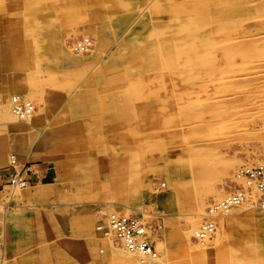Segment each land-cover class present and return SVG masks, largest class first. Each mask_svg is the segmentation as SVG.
I'll return each mask as SVG.
<instances>
[{"label":"rangeland","instance_id":"obj_1","mask_svg":"<svg viewBox=\"0 0 264 264\" xmlns=\"http://www.w3.org/2000/svg\"><path fill=\"white\" fill-rule=\"evenodd\" d=\"M80 1L0 0V102H13V96L23 95L30 82L39 83L45 93V100L40 101L41 103L39 100H33L36 111L43 109L39 110L38 114L34 112V117L37 115L39 118L36 128L19 119L9 122L6 127H0V132L4 130L0 133V145L6 148V156L0 159V231L5 232V250L7 249L5 259L2 256L4 250L0 252V264H117L112 261L111 254L115 250H121L123 245L117 239L109 241L97 229L99 220L107 215L106 211L111 207L124 210L121 213L128 211L130 215H137L145 220L149 229L148 237L157 248L159 258L163 260L157 264H264V209L256 206V203V207L245 205L247 207L237 208L231 215L220 219L219 233L205 244L195 241L192 235L191 239L195 245H191L187 240L189 235L183 231L188 218L194 213L193 205L196 199H204L207 207L206 204L214 201L209 190L223 189L222 193L225 195L230 185V176L239 167L247 163L264 165V0H235L236 3L230 4L232 13H226L227 9L220 0H180L187 3L188 12L191 14L188 16L181 15L178 7L180 8L182 3L178 0H171L172 4L168 0ZM189 7L194 8L189 11ZM73 8L77 13H74ZM196 8L202 10V16L197 17L199 20L195 15L199 12ZM245 9L247 13L249 11V15L253 11L251 16L244 12ZM217 10L218 12H215ZM49 11L53 12V15L49 14ZM236 11L242 12L239 13L240 16H236ZM230 14L235 15L237 20L242 17L243 21H234L235 18L232 19ZM201 18L204 22L211 19V23L207 22L209 29H203L205 32L194 38L197 33L192 31V27L195 23H202ZM222 19L228 21L224 22ZM240 22H243L242 27L239 26ZM224 23L228 24L227 27L221 28ZM218 27L224 34H216ZM112 29L114 32H110ZM211 29H214L215 33H209ZM226 29H229L228 33ZM40 34L41 36H38ZM154 34H157V37ZM246 35L252 38H247ZM84 37L91 38L94 44L91 51L80 54L72 47L78 39ZM155 37L157 40H154ZM201 37L205 45L201 40L198 53L189 49L183 51L181 62L185 65V70L182 66L183 70H179L181 74L168 66L171 65L166 61L169 59L163 57L167 48L164 47V42L171 40L175 45L183 46L189 42V48L192 40L202 39ZM59 38L61 39L58 40ZM39 40L44 43H39ZM251 42L260 51L257 52L254 48L256 52H253V47H249L252 46ZM242 48L248 51L241 52ZM210 49L213 55L209 53ZM227 49H231L228 51L230 54L226 53ZM250 49L253 54L249 52ZM62 50L64 53H61ZM98 50L101 52L98 53ZM153 50L156 52V63L159 61L157 71L160 70V78H153L156 73L150 71ZM186 52L189 56L185 55ZM35 53H39L38 56ZM204 53L208 56L203 55ZM234 54L237 61L234 59L232 62ZM244 54L248 55L247 60L244 59ZM190 55L192 58H198L197 61L201 59L202 63L198 62L200 67L194 66L195 58L192 59ZM229 55L232 56L231 59ZM43 56L47 58L44 59ZM37 57H42L40 62ZM202 57L207 63L205 61L203 64ZM245 60L248 63H244ZM186 62L189 64L186 65ZM190 63L194 65L191 66ZM202 64L203 69H200ZM187 66L189 71L186 70L189 69ZM106 67H111L112 71L109 72L110 69ZM194 67L198 71L194 70ZM104 68L108 69V73ZM204 69L207 70V74L204 71L205 75L202 73ZM246 70H249V73H245ZM121 71L124 73H120ZM121 74L122 77L119 78ZM202 76L204 80L201 79ZM105 77L118 80L112 83L113 80L109 82L110 79ZM56 123L59 126L55 125ZM67 126L72 129V134L62 142L61 134L65 136V133H61V129ZM89 133L91 136L87 135ZM136 134L148 141L147 145H144L145 155L140 158L130 155L128 151V148L135 144ZM24 143L25 148L22 146ZM100 144L101 146H98ZM12 156H15L17 164L21 165L16 167L18 170L25 166L27 168V178L31 182L27 189L17 190L9 183L7 176L12 170L9 167ZM101 157L111 161V164L107 165L111 171L102 173V170H99L100 177H96L93 167ZM165 157L168 160H164ZM257 158L259 160H256ZM230 160H234L239 166L233 162L231 165ZM182 162L185 164H181ZM228 170L229 173L226 174ZM144 178L152 181L153 190L157 195L168 192L172 193L171 198L159 202L137 203L133 196L137 189L142 188ZM42 187L45 190L42 191ZM204 212L205 210L202 213ZM27 218L31 220L28 219V222ZM87 223L89 230L86 229ZM215 240L221 241L216 243Z\"/></svg>","mask_w":264,"mask_h":264},{"label":"bare ground","instance_id":"obj_2","mask_svg":"<svg viewBox=\"0 0 264 264\" xmlns=\"http://www.w3.org/2000/svg\"><path fill=\"white\" fill-rule=\"evenodd\" d=\"M51 1V0H50ZM69 1V0H68ZM78 1H80V0H78ZM105 1V0H104ZM109 1V0H108ZM116 1H118V0H116ZM152 1V0H151ZM159 1V0H158ZM157 1V3H160V2H158ZM175 1H177V0H175ZM178 1H180V0H178ZM183 1V0H182ZM182 1H180V3H182V5H179L180 6V8L178 7V4L176 5L177 7H178V9H179V11H180V13H181V15H191V14H189V12H188V9H187V6H186V4L187 3H185V2H182ZM186 1V0H185ZM196 1V0H195ZM195 1H193V2H195ZM207 1V0H206ZM209 1V0H208ZM221 1V3H224V7L227 9V11H226V9H224L225 11H226V13L228 12V13H232L233 11H232V9H231V7H230V4L231 3H234L235 2V0H220ZM247 1V0H246ZM245 1V2H246ZM262 1V0H261ZM168 2H170L171 4H172V2H171V0H168ZM189 2V1H188ZM202 2V1H201ZM215 2H217L216 0H215ZM238 2H239V0H238ZM63 3V2H62ZM77 2H75V4H76ZM169 3V4H170ZM177 3V2H176ZM184 3H185V5H184ZM236 3V2H235ZM247 3V2H246ZM245 3V4H246ZM251 4H252V2H250ZM64 4H66V2L64 3ZM68 4V3H67ZM78 4V3H77ZM80 4H81V1H80ZM108 4H110V3H108ZM156 4V3H155ZM189 4V3H188ZM192 4V3H191ZM199 4H200V2H199ZM202 4V3H201ZM215 4V3H214ZM245 4H244V6H245ZM251 4H249V5H251ZM69 5V4H68ZM82 5V4H81ZM114 5V4H113ZM113 5H112V7H113ZM149 5V4H148ZM162 5H163V3H162ZM257 5H258V3H257ZM47 6H48V4H47ZM56 6V5H55ZM54 6V7H55ZM58 6V5H57ZM56 6V7H57ZM65 6V5H64ZM84 6L85 5H83V7L82 8H84ZM115 6V5H114ZM118 6V5H117ZM172 6V5H171ZM174 6H175V4H174ZM189 6V5H188ZM209 6H211V5H209ZM216 6H218V4H216L215 5V7ZM221 6V5H220ZM220 6H219V8H220ZM248 6V5H247ZM252 6V5H251ZM250 6V7H251ZM263 6V5H262ZM61 8H62V4H61V6H60ZM76 7H78V6H76ZM80 7V6H79ZM80 7V8H81ZM120 7V6H119ZM128 7V6H127ZM126 7V8H127ZM173 7V6H172ZM212 7V6H211ZM241 7V6H240ZM42 8V7H41ZM53 8V7H52ZM108 8L110 9V7L108 6ZM115 8V7H114ZM113 8V9H114ZM145 8V7H144ZM144 8L142 9V10H144ZM167 8V7H166ZM192 8V7H191ZM190 7H189V11H190V9H191ZM194 8V7H193ZM192 8V9H193ZM198 8V7H197ZM195 9V10H198V9ZM201 8V7H200ZM203 8H205V7H203ZM209 8L210 7H208V10H209ZM48 9V8H47ZM57 9V8H56ZM66 9V8H65ZM69 9V8H68ZM73 9H75V8H73ZM87 9V8H86ZM213 9V8H212ZM216 9H218V7H216ZM215 9V10H216ZM223 9H222V11H223ZM239 9V8H238ZM250 8H247V10H249ZM256 9H258V8H256ZM43 9H41V11H42ZM59 10V9H58ZM88 10V9H87ZM121 10V9H120ZM120 10H119V13H121L120 12ZM157 10H159V9H157ZM176 10V9H175ZM234 10V9H233ZM244 10V9H243ZM243 10H241V11H243ZM246 9H245V13L246 14H248V16H251V14L253 13V11H251L252 13H250V15H249V11H248V13L246 12L247 11ZM52 11V10H51ZM56 11V10H55ZM54 11V12H55ZM77 10L75 9L74 10V13L76 12ZM178 11V10H177ZM199 12H196V18L197 17H200V16H202V12H200V11H202V10H198ZM210 11V10H209ZM208 11V12H209ZM241 11H239V12H237V13H235V15L238 17V15H239V13L241 12ZM40 12V11H39ZM88 12V11H87ZM147 12V11H146ZM161 12V11H160ZM165 12V11H164ZM193 12V11H192ZM206 13V14H208L209 15V13ZM214 12V11H213ZM215 12H218V10L217 11H215ZM214 12V13H215ZM224 12V11H223ZM258 12V11H257ZM22 13V12H21ZM24 13V12H23ZM47 13V12H46ZM77 13V12H76ZM118 13V12H117ZM142 13V12H141ZM149 13V12H148ZM173 13V12H172ZM179 13V12H178ZM177 12H176V14H178ZM200 13H201V15H200ZM220 13V12H219ZM225 13V14H226ZM242 13V12H241ZM28 14V13H27ZM27 14H24L25 16H27ZM38 14V13H37ZM45 14V13H44ZM49 14H52L53 15V12L51 13L50 11H49ZM84 14V13H83ZM87 14H90V13H87ZM91 14H93V13H91ZM143 14V13H142ZM151 14V13H150ZM224 14V15H225ZM23 15V17H25ZM85 15V14H84ZM109 15V14H108ZM152 15V14H151ZM157 15V14H156ZM161 15V14H160ZM169 15H171V14H169ZM174 15H175V13H174ZM223 15V14H222ZM221 15V16H222ZM228 15V14H227ZM231 15V14H230ZM235 15L233 16V15H231L232 16V19H233V17L236 19H234V21H238L239 22V19L241 20V21H243V19H242V17L241 18H238V20H237V17H235ZM255 15V14H254ZM253 15V16H254ZM44 16V15H43ZM94 16V15H93ZM141 16V15H140ZM177 16V15H176ZM210 16H211V14H210ZM216 16H218V15H216ZM226 16V15H225ZM240 16V15H239ZM247 16V15H246ZM246 16H243V18L244 17H246ZM248 16H247V18H248ZM256 16V15H255ZM84 17V16H83ZM91 17H92V15H91ZM91 17H88V18H91ZM163 17V16H162ZM228 17V16H227ZM226 17V18H227ZM44 18V17H43ZM85 18V17H84ZM83 18V19H84ZM94 18V17H93ZM125 18V17H124ZM129 18V17H128ZM135 18V17H134ZM204 18V17H203ZM210 18V17H209ZM211 18H213V16L211 17ZM220 18V17H219ZM224 18V17H223ZM229 18H231V17H229ZM228 18V19H229ZM247 18H245V19H247ZM108 19V18H107ZM127 19V18H126ZM137 19V18H136ZM140 19V18H139ZM198 20H199V18H197ZM202 19V18H201ZM205 19H207V18H205ZM215 19H216V17H215ZM221 19V18H220ZM225 19V18H224ZM224 19H222L223 21H224ZM228 19H226L227 21H228ZM232 19H230V20H232ZM85 20V19H84ZM83 20V21H84ZM109 20V19H108ZM122 20V19H121ZM203 20V22L201 23V22H198V23H195V26L193 25V27H192V31H194L195 33H197L196 35L197 36H195L194 35V38H198V34L199 33H204L206 30H207V28L209 29V27H208V25H209V23H207V22H210V20L209 21H207V22H204V19H202ZM219 20V19H218ZM225 20V21H226ZM82 21V20H81ZM97 21H99V20H97ZM134 21V20H133ZM136 21V20H135ZM141 21V20H140ZM213 21V20H212ZM216 21V20H215ZM215 21H213L214 23H215ZM224 21V22H225ZM233 21V23H234V25H236L235 24V22ZM245 21V20H244ZM39 22V21H38ZM88 22V21H87ZM86 22V23H87ZM91 22V21H90ZM92 22H94V20L92 21ZM217 22V21H216ZM219 22H220V20H219ZM39 23H41V22H39ZM120 23V22H119ZM134 23V22H133ZM140 23V22H139ZM143 23V22H142ZM150 23V22H149ZM211 23V22H210ZM222 23V22H221ZM233 23H231L230 25L232 26V24ZM241 23H243V22H240L238 25L240 26V27H242L241 26ZM42 24V23H41ZM79 24V23H78ZM83 24V23H82ZM207 24V25H206ZM45 25H47V24H45ZM77 25V24H76ZM97 25V24H96ZM227 23H224V25H222L221 26V28H225V27H227ZM73 26V25H72ZM111 26V25H110ZM131 26H132V24H131ZM207 26V27H206ZM211 26H212V24H211ZM239 26H235L236 28L237 27H239ZM26 27V26H25ZM49 27H51V25L49 26ZM69 27V26H68ZM112 27V26H111ZM229 27V26H228ZM24 28V27H23ZM34 28V27H33ZM183 28V27H182ZM206 28V29H205ZM219 28V27H218ZM69 29V28H68ZM74 29V28H73ZM132 29V28H131ZM138 29V28H137ZM187 29V28H186ZM190 29H191V26H190ZM203 29H205V31H203ZM231 29V28H230ZM235 29V28H234ZM234 29H232L231 31L232 32H234ZM239 29V28H238ZM51 30V29H50ZM56 30V29H55ZM185 30V29H184ZM188 30V29H187ZM203 32H202V31ZM213 30V31H212ZM220 28H219V30H218V32H220ZM33 31V30H32ZM58 31V30H57ZM111 31H113V29L112 30H110V32ZM139 31V30H138ZM209 31V30H208ZM207 31V32H208ZM211 32H209V33H215V31H214V29H211L210 30ZM225 31H227V29L225 30ZM225 31H223V32H225ZM228 31H229V29H228ZM228 31H227V33H228ZM31 32V31H30ZM66 32V31H65ZM78 32H81V31H78ZM77 32V33H78ZM97 32V31H96ZM96 32H95V34H96ZM107 32V31H106ZM114 32V31H113ZM157 32V31H156ZM159 32V31H158ZM165 32V31H164ZM218 32H216V34H224V33H218ZM243 32V31H242ZM26 33V32H25ZM25 33H23V35L25 34ZM32 33V32H31ZM31 33H29V34H31ZM53 33H54V31H53ZM57 33V32H56ZM72 33H73V30H72ZM121 33H124V32H121ZM226 33V32H225ZM33 34V33H32ZM31 34V35H32ZM38 34V33H37ZM55 34V33H54ZM171 34V33H170ZM194 34V33H193ZM238 34V33H237ZM28 35V34H27ZM52 35V34H51ZM57 35H59V34H57ZM70 35V34H69ZM85 35V34H84ZM89 35H90V33H89ZM97 35V34H96ZM155 36L157 35V34H154ZM227 35V34H226ZM245 35V34H244ZM250 35V34H249ZM252 35H255V34H253L252 33ZM38 36H41V34L40 35H38ZM167 36V35H166ZM169 36H171L172 37V35H169ZM200 36H201V34H200ZM200 36H199V38H200ZM204 36V35H203ZM209 36H211V35H209ZM228 36H229V34H228ZM233 36H235V35H233ZM25 37V36H24ZM31 37V36H30ZM29 37V38H30ZM37 37V36H36ZM136 37V36H135ZM157 37V36H156ZM154 38V40H157V38ZM163 37V36H162ZM212 37H213V35H212ZM222 37V36H221ZM221 37H219V38H221ZM224 37V36H223ZM222 37V38H223ZM240 37H241V35H240ZM244 37V36H243ZM242 37V38H243ZM246 37L248 38V37H251V36H247L246 35ZM38 38V37H37ZM44 38V37H43ZM46 38V37H45ZM159 38H161V35L159 36ZM202 38V37H201ZM230 38V37H229ZM252 38V37H251ZM254 38H256V37H254ZM61 38H59L58 40H60ZM78 39V38H77ZM122 39H123V37H122ZM153 39V38H152ZM206 39V38H205ZM231 39H233V37L231 38ZM235 39V38H234ZM240 39L241 38H239V42H240ZM243 39H245V38H243ZM242 39V40H243ZM43 40V39H42ZM201 40H203L202 42H203V44L205 45V42H204V39L202 38V39H194V40H192L191 42H190V45H188V46H191V47H187V44L189 43H187L186 45H175L171 40H169V41H166V42H164V47H166L167 46V48L164 50V52H165V56H163V57H166L167 59H169V60H166L167 62H170L169 64H171V65H168L170 68H173V70L175 69L176 71L178 70V72H179V70H181L182 69V66H183V63L181 62V60H182V55H183V51H186V49H189V50H191L192 52L193 51H195V52H197L198 53V51H197V49H200L199 48V46H200V44H202V42H201ZM227 40H228V37H227ZM252 40V39H251ZM255 40V39H254ZM33 41V40H32ZM44 41V40H43ZM51 41V40H50ZM54 41V40H53ZM107 41V40H106ZM126 41H128V40H126ZM129 41H131V40H129ZM162 41V40H161ZM210 41V40H209ZM236 41H237V39H236ZM256 41H257V39H256ZM36 42H38V41H36ZM41 41L39 40V43H40ZM44 42H46V41H44ZM44 42H41V43H44ZM103 42V41H102ZM117 42V41H116ZM153 42H155V41H153ZM211 42V41H210ZM210 42H207V43H209L210 44ZM213 42V41H212ZM211 42V43H212ZM255 42V41H254ZM57 43V42H56ZM60 43V42H59ZM63 43V42H62ZM120 43V42H119ZM130 43H132V42H130ZM148 43V42H147ZM156 43V42H155ZM161 43V42H160ZM206 43V44H207ZM245 43V42H244ZM256 43V42H255ZM26 44H28V43H26ZM94 44V43H93ZM99 44V43H98ZM117 44V43H116ZM157 44V43H156ZM209 44H207V46L209 45ZM233 42H232V46H233ZM243 44V43H242ZM246 44V43H245ZM36 45H37V43H36ZM68 45V44H67ZM67 45H65V46H67ZM100 45V44H99ZM123 45V44H122ZM141 45H143V44H141ZM235 45H239V44H235ZM248 45V44H247ZM247 45H245L246 47H247ZM250 45H252V46H249V47H253L252 49L254 50V48L255 47H257L256 45L254 46V44H253V42H251V44ZM37 46H39V45H37ZM106 47H107V45H105ZM118 46V45H117ZM146 46V45H145ZM159 46V45H158ZM186 46V47H185ZM212 46H215V45H212ZM237 46H236V49L238 50V48H237ZM244 46V47H245ZM34 47V46H33ZM40 47V46H39ZM53 46H51V48H52ZM130 47H131V45H130ZM143 47V46H142ZM147 47V46H146ZM145 47V48H146ZM201 47V46H200ZM206 47V46H205ZM34 48H36V47H34ZM41 48V47H40ZM40 48H39V50H40ZM73 48V47H72ZM98 48V47H97ZM148 48H151V47H148ZM212 48V47H211ZM215 48V47H214ZM239 48H241V47H239ZM248 48V47H247ZM43 49V48H42ZM62 49V48H61ZM69 49V51H70V48H68ZM94 49V48H93ZM98 49H102V47L100 48H98ZM160 49H162V47L160 48ZM202 49V48H201ZM206 49V48H205ZM213 49V48H212ZM212 49H210L211 50V52H210V50H209V53H212ZM233 49V48H232ZM236 49H233V50H236ZM245 49V48H244ZM243 48L242 49H240V51L241 52H244L245 50H244ZM252 49H250V53L251 54H253L252 52H251V50ZM256 50H257V48H255ZM34 50V49H33ZM143 50V49H142ZM203 50H204V48H203ZM216 50H217V48H216ZM216 50H214L215 52H216ZM231 50V49H230ZM230 50H228L227 49V51H226V53L227 54H230V52L228 53V51H230ZM235 51V53L237 52L238 53V51ZM256 50H254L253 52H256ZM27 51V50H26ZM63 51V50H62ZM89 51H91V48L89 49ZM93 51V50H92ZM99 51L100 50H98V53H99ZM104 51V50H103ZM188 51V50H187ZM205 51V50H204ZM240 51H239V53H240ZM246 51H248V49H246ZM245 51V52H246ZM258 51H260V50H257V52ZM34 52V51H33ZM36 52H37V50H36ZM51 52H53V51H51ZM51 52H49V53H51ZM60 52V51H59ZM66 52V51H65ZM101 52V51H100ZM141 52V51H140ZM160 52V51H159ZM162 52V51H161ZM189 52V51H188ZM194 52V53H195ZM208 52V51H207ZM206 52V53H207ZM233 52V51H232ZM39 53H41V52H39ZM38 53V54H39ZM54 53H55V51H54ZM61 53H64V51L63 52H61ZM68 53V52H67ZM80 54H85L86 52H79ZM91 53V52H90ZM96 53V52H95ZM118 53V52H117ZM121 53V52H120ZM123 53V52H122ZM154 55L152 56V58H151V63H150V65H149V67H150V71L152 72V73H156V74H153V78H157V77H159L160 76V74H159V71H157V69H158V66H159V61L156 63V52L154 53V50H153V52H152ZM151 53V54H152ZM196 53V54H197ZM204 53L203 55H206V56H208L209 55V53ZM234 53V52H233ZM35 54H37V53H35ZM38 54H37V56H38ZM58 53H56V55H57ZM60 54V53H59ZM66 54V53H65ZM148 54V53H147ZM160 54V53H159ZM187 54V52L185 53V55ZM189 54H191V53H189ZM241 54V53H240ZM248 54V53H247ZM251 54H248V55H251ZM256 53H254V55H255ZM48 55V54H47ZM47 55H44V56H47ZM92 55V54H91ZM103 55H105V53L103 54ZM122 55V54H121ZM143 55V54H142ZM141 55V56H142ZM163 55V54H162ZM193 56H195V54H192ZM212 55H213V53H212ZM211 54H210V56H212ZM215 55V54H214ZM242 56H243V54H241ZM248 55H246V54H244V59H248ZM41 56V55H40ZM44 56H43V58H44ZM51 56V55H50ZM117 56H118V54H117ZM116 56V57H117ZM160 56V55H159ZM186 56H189L188 54L186 55ZM197 56H199V54H197ZM196 56V57H197ZM200 56H202V55H200ZM205 56V57H206ZM229 56H231V55H229ZM229 56H228V58H229ZM235 54H234V57L232 58V56L230 57V59L232 58L233 60H231L232 62L233 61H235L236 59H235ZM258 56V55H257ZM48 57H49V55H48ZM66 57V56H65ZM68 57V56H67ZM87 57V56H86ZM97 57H98V54H97ZM101 57V56H100ZM105 57V56H104ZM110 57V56H109ZM143 57V56H142ZM149 57V56H148ZM190 57L192 58V56L190 55ZM224 57H226V56H224ZM238 57V56H237ZM256 57V56H255ZM31 58V57H30ZM37 58H40V57H37ZM42 58V57H41ZM41 58L39 59V60H37V61H39L40 62V60H41ZM47 57H45L44 59H46ZM52 58V57H51ZM71 58V57H70ZM80 58H82V57H80ZM118 58V57H117ZM144 58V57H143ZM160 58V57H159ZM185 58V57H184ZM193 58H195V57H193ZM192 58V59H193ZM214 57H212V59H213ZM252 58H254L253 56H252ZM50 59V58H49ZM95 59H97V58H95ZM106 59H108V58H106ZM106 59H104V60H106ZM121 59V58H120ZM145 59V58H144ZM147 59V58H146ZM163 59V58H162ZM186 59V58H185ZM190 59V58H189ZM189 59H187V60H189ZM202 59H203V57H202ZM207 59V58H206ZM208 59H210L209 57H208ZM216 59V58H215ZM226 59V58H225ZM229 59V60H230ZM235 59V60H234ZM246 59V60H247ZM255 59V58H254ZM253 59V60H254ZM259 59V58H258ZM257 59V60H258ZM68 60H69V58H68ZM74 60V59H73ZM83 60V59H82ZM100 60V59H99ZM143 60V59H142ZM160 60V59H159ZM164 60V59H163ZM162 60V61H163ZM197 60H199L198 58H195L194 59V63H195V65L194 66H196L197 68H198V66H199V63L198 62H201V59H200V61H197ZM204 60V59H203ZM211 60V59H210ZM209 60V61H210ZM218 60V59H217ZM246 60H245V62L244 63H248V62H246ZM249 60H250V58H249ZM44 61V60H43ZM52 61H54V60H52ZM67 61V60H66ZM72 61V60H71ZM78 61H80V59L78 60ZM94 61H96V60H94ZM103 61V60H102ZM118 61V60H117ZM205 61L206 60H204L203 61V64L205 63ZM221 61H223V60H221ZM237 61V60H236ZM39 62H38V64H39ZM74 62V61H73ZM89 62V61H88ZM116 62V61H115ZM121 62V61H120ZM138 62H140V61H138ZM138 62H136L137 64H138ZM143 62V61H142ZM183 62H185V61H183ZM190 62V61H189ZM192 62H193V60H192ZM250 62V61H249ZM255 62V61H254ZM33 63H35V62H33ZM52 63V62H51ZM84 63H87V62H84ZM84 63H83V65H84ZM113 63H114V61H113ZM146 63V62H145ZM161 63V62H160ZM202 63V62H201ZM200 63V64H201ZM206 63H207V61H206ZM227 63V62H226ZM229 63V62H228ZM242 63V62H241ZM244 63H242V64H244ZM116 64V63H115ZM135 64V63H134ZM140 64V63H139ZM166 64V63H165ZM168 64V63H167ZM187 64H189L188 62H186V65ZM191 64V66H193L192 65V63H190ZM203 64H202V68H200V69H203ZM210 64V63H209ZM233 64V63H232ZM231 64V65H232ZM237 64V63H236ZM239 64V63H238ZM242 64H241V66H242ZM110 65V64H109ZM109 65H108V67H109ZM118 65V64H117ZM116 65V66H117ZM122 65V64H121ZM161 65H163V63L161 64ZM160 65V66H161ZM245 65V64H244ZM47 66V65H46ZM104 66V65H103ZM106 66V65H105ZM111 66V65H110ZM112 66H115V65H112ZM115 66V67H116ZM140 66H142V65H140ZM185 66V65H184ZM184 66H183V68H184ZM224 66V65H223ZM238 66V65H237ZM246 66V65H245ZM48 67H50V65L48 66ZM108 67H106V68H108ZM121 67V66H120ZM130 67V65L127 67L128 68V70L130 69L129 68ZM188 67V66H187ZM200 67V66H199ZM211 67H212V65H211ZM83 68H85V67H83ZM111 68V67H110ZM110 68H108V69H110ZM125 68V67H124ZM143 68V67H142ZM189 68V67H188ZM195 68V67H194ZM197 68H195L194 70H197ZM205 68H207L208 69V67H206L205 66ZM231 68H232V66H231ZM234 68V67H233ZM238 69H239V67H237ZM242 68V67H241ZM241 68H240V70H241ZM93 69V68H92ZM105 69V68H104ZM107 69V70H108ZM115 69V68H114ZM215 69V68H214ZM220 69H222V67L221 68H219V70ZM236 69V68H235ZM244 69V68H243ZM243 69H242V71H243ZM40 70V69H39ZM44 70V69H43ZM42 70V71H43ZM48 70V69H47ZM106 69H105V71H107ZM118 70H119V68H118ZM127 70V71H128ZM132 70V69H131ZM136 70V69H135ZM138 70V69H137ZM146 70V69H145ZM162 70H164V68L162 69ZM183 70V69H182ZM184 70H185V68H184ZM186 70H190V68L189 69H187L186 68ZM217 69H215V71H216ZM224 70V69H223ZM234 70V69H233ZM12 71V70H11ZM31 71V70H30ZM51 71V70H50ZM110 71H112L111 69L109 70V72ZM116 71H117V69H116ZM191 71L193 72V70L191 69ZM198 71V70H197ZM204 71H206L205 73L207 74V70H203V74L205 75V73H204ZM218 71V70H217ZM226 71H228V70H226ZM237 71V70H236ZM235 71V72H236ZM241 71V72H242ZM249 71V70H248ZM247 70L245 71V73L246 72H248ZM175 72V71H174ZM191 72V73H192ZM238 72H239V70H238ZM29 73V72H28ZM55 73H56V71H55ZM91 74H92V72H90ZM107 73H108V71H107ZM106 73V74H107ZM112 73V72H111ZM120 73H122V71L120 72ZM124 73V72H123ZM122 73V74H123ZM148 73V72H147ZM168 73V72H167ZM180 74H181V72H179ZM186 73V72H185ZM197 73H199V72H197ZM218 73V72H217ZM237 73V72H236ZM240 73V72H239ZM244 73V72H243ZM242 73V74H243ZM249 73V72H248ZM89 74V73H88ZM105 74V73H104ZM103 74V75H104ZM115 74V73H114ZM113 74V75H114ZM117 74H118V72H117ZM122 74L121 75H119V78L120 77H122ZM139 74V73H138ZM143 74V73H142ZM145 74V73H144ZM143 74V75H144ZM183 74H184V72H183ZM182 74V75H183ZM238 74V73H237ZM112 75V74H111ZM111 75H109V76H111ZM132 75H134V74H132ZM141 75V74H140ZM143 75H141V76H143ZM148 75V74H147ZM147 75H146V77H147ZM151 75V74H150ZM149 75V76H150ZM167 75H169V74H167ZM186 75V74H185ZM184 75V76H185ZM191 75V74H190ZM197 75V74H196ZM29 76V75H28ZM88 76V75H87ZM86 76V77H87ZM90 76V75H89ZM92 76V75H91ZM102 76V75H101ZM124 76V75H123ZM126 76V75H125ZM152 76V75H151ZM235 76H238L239 77V75H235ZM234 76V77H235ZM241 76H243V75H241ZM245 76V75H244ZM44 77H45V75H44ZM58 77V76H57ZM145 77V78H146ZM170 77V76H169ZM186 77H188V76H186ZM194 77V76H193ZM192 77V78H193ZM201 77V76H200ZM207 77V76H206ZM219 77H221V76H219ZM223 77V76H222ZM233 77V76H232ZM2 78V77H1ZM91 78V77H90ZM93 78V77H92ZM117 78H118V75H117ZM125 78V77H124ZM123 78V79H124ZM128 78V77H127ZM160 78V77H159ZM158 78V79H159ZM173 78V77H172ZM182 78V77H181ZM191 78V79H192ZM194 78H196V76L194 77ZM101 79V78H100ZM105 79H107V77H105ZM108 79H110V78H108ZM107 79V80H108ZM114 78H111L110 80H109V82L110 81H112ZM129 79V78H128ZM150 79V78H149ZM166 79V78H165ZM198 79V78H197ZM201 79H203V76H202V78ZM118 80V79H117ZM117 80H113L114 82H112V83H115ZM122 80V79H121ZM127 80V79H126ZM151 80V79H150ZM196 80V79H195ZM204 80V79H203ZM40 81H42V80H40ZM96 81V80H95ZM128 81V80H127ZM138 81V80H137ZM142 81V80H141ZM153 81H154V79H153ZM187 81V80H186ZM206 81V80H205ZM216 81V80H215ZM219 81V80H218ZM44 82V81H43ZM63 82V81H62ZM105 82H107V81H105ZM129 82V81H128ZM133 82V81H132ZM143 82V81H142ZM169 82H172V81H169ZM185 82V81H184ZM183 82V83H184ZM201 82V81H200ZM90 83V82H89ZM120 83V82H119ZM155 83V82H154ZM202 83V82H201ZM207 83V82H206ZM111 84V83H110ZM158 84V83H157ZM48 85V84H47ZM50 85V84H49ZM48 85V86H49ZM81 85V84H80ZM189 85V84H188ZM191 85V84H190ZM45 86H46V84H45ZM55 86H57V85H55ZM83 86V85H82ZM51 87V86H50ZM77 88V87H76ZM83 88V87H82ZM85 88H87V87H85ZM84 88V89H85ZM46 89V88H45ZM182 89V88H181ZM236 89V88H235ZM88 90V89H87ZM58 92V91H57ZM68 92V91H67ZM73 92H75V90L73 91ZM60 94V93H59ZM73 94V93H72ZM234 95V94H233ZM232 95V96H233ZM0 96H2V95H0ZM13 96V95H12ZM15 96H20V97H22L23 98V100H25L26 102H30V103H32L33 105H34V111H33V113L30 115V116H28V117H25V118H21V117H19V116H17L16 114H15V112H14V101L13 102H5V103H1V102H3L2 100H1V102H0V127H2L3 125L5 126L6 124H8L9 122H11V121H18V119L20 120V121H22V122H26L28 125H30V126H32V127H35L36 128V122L39 120V118L37 117V115L34 117V112H36V114H38L41 110H43V109H39L38 111H36V106H35V104H34V102H33V100H39V102L41 101H44L45 100V93H44V90L42 89V87H41V85H39V83H36V82H30L29 83V85H28V87H27V89L24 91V94L22 95V94H15L14 96H13V99H14V97ZM1 98V97H0ZM10 98V97H9ZM7 101V100H6ZM40 102V103H41ZM69 102V101H68ZM53 103V102H52ZM67 103V102H66ZM67 105H68V103H67ZM68 107H69V105H68ZM40 108V107H39ZM42 108V107H41ZM46 108V107H45ZM61 108V107H60ZM69 113H70V111H69ZM34 117V118H33ZM43 117V116H42ZM247 118V117H246ZM43 119H45V118H43ZM47 119V118H46ZM67 119V118H66ZM51 120V119H50ZM62 120V119H61ZM49 121V120H48ZM44 122H46V121H44ZM65 122V121H64ZM66 123V122H65ZM111 123V122H110ZM23 124V123H22ZM64 124V123H63ZM62 124V125H63ZM107 124V123H106ZM119 124V123H118ZM55 125H58L57 123L55 124ZM7 126V125H6ZM5 126V127H6ZM23 126V125H22ZM53 126V125H52ZM59 126V125H58ZM97 126V125H96ZM4 127V128H5ZM54 127V126H53ZM125 127V126H124ZM31 128V127H30ZM2 129V128H1ZM49 129H50V127H49ZM56 129H58V128H56ZM22 130V129H21ZM28 130V129H27ZM38 130V129H37ZM52 130V129H51ZM53 130H55V128L53 129ZM85 130V129H84ZM86 130H88V129H86ZM132 130V129H131ZM136 130V129H135ZM20 130H18V132H19ZM29 132H30V130H28ZM32 131V130H31ZM41 131V130H40ZM130 131V130H129ZM133 131V130H132ZM2 132H4V130L2 129L1 130V132L0 133H2ZM6 132H7V128H6ZM11 132V131H10ZM24 132V131H23ZM26 132V131H25ZM65 133V136L64 135H62L61 134V136H62V142H64L65 141V139L67 138V137H69V135H71L72 134V129L70 128V126H67V127H65V128H63V129H61V133ZM86 132V131H85ZM87 133V132H86ZM7 134H8V132H7ZM39 134V133H38ZM138 134V133H137ZM136 134V135H137ZM87 135H90V133L89 134H87ZM101 135V134H100ZM113 135H115V134H113ZM112 135V136H113ZM34 136V135H33ZM49 136V135H48ZM47 136V137H48ZM91 136V135H90ZM46 137V138H47ZM33 138V137H32ZM44 138V137H43ZM45 138V139H46ZM35 139V138H34ZM47 139H49V138H47ZM136 141H135V144H133L132 146H130L129 148H128V151L130 152V155H132V156H136V157H142V156H144L145 155V152H144V145H147V143H148V141H146V140H144L143 138H141L139 135H137L135 138H134ZM92 140V139H91ZM34 141V140H33ZM67 141V140H66ZM18 142V141H17ZM127 143V142H126ZM23 144V143H22ZM25 144L26 143H24V145H22L23 146V148H25L24 146H25ZM94 144V143H93ZM109 144H111V143H109ZM98 146H101V144L100 145H98ZM97 146V148H99ZM107 146V145H106ZM115 146V145H114ZM63 147V146H62ZM108 148H110L111 147V145L110 146H107ZM117 148H118V146H117ZM154 148H155V146H154ZM158 149H159V147H158ZM172 149V148H171ZM194 149H195V147H194ZM193 149V150H194ZM108 150H110V149H108ZM166 150V149H165ZM165 150H163V151H165ZM198 150V149H197ZM21 152H23V150L21 149L20 150ZM195 151V150H194ZM52 152V151H51ZM101 152V151H100ZM200 152V151H199ZM213 152V151H212ZM20 153V152H19ZM58 153H60V152H58ZM99 153V152H98ZM22 154V153H21ZM27 154V153H26ZM189 154V153H188ZM20 155V154H19ZM103 155V154H102ZM200 155V154H199ZM209 155V154H208ZM212 155H213V153H212ZM4 156H6V148H5V146L4 145H0V159H2ZM60 156V155H59ZM64 156H66V155H64ZM63 156V157H64ZM190 157V156H189ZM192 157H194V155H192ZM197 157H199V156H197ZM206 157H208V156H206ZM215 157V156H214ZM16 158V157H15ZM21 158V157H20ZM177 158V157H176ZM176 158H174V161H176L175 159ZM195 158H196V156H195ZM200 158V157H199ZM202 158V157H201ZM200 158V159H201ZM205 158V157H204ZM259 158V157H258ZM256 159V160H259V159ZM61 159V158H60ZM183 159H185V158H183ZM182 159V160H183ZM230 159V158H229ZM25 160V159H24ZM28 160V159H27ZM164 160H168L166 157L164 158ZM194 160V159H193ZM228 160V159H227ZM118 161V160H117ZM116 161V162H117ZM172 161H173V158H172ZM189 161V160H188ZM240 161V160H239ZM18 162V161H17ZM85 162V161H84ZM111 161H109V160H107L106 158H104V157H101L100 159H98V161H97V164H96V166H94L93 167V174H94V176H96V177H100V173H98V171L100 170H102V173H104V171L105 172H109V171H111V169L109 170L108 168H107V165L108 164H111L110 163ZM178 162V161H177ZM185 162V161H184ZM203 162H204V160H203ZM231 162V163H230ZM232 162L233 163H236L237 164V166H239L238 165V163L237 162H234V160L232 161V160H230L229 161V163L231 164V165H233L232 164ZM263 162H264V160H263ZM61 163V162H60ZM169 163H170V160H169ZM228 163V162H227ZM246 163V162H245ZM173 164V163H172ZM181 164H185V163H181ZM180 164V165H181ZM243 164H244V162H243ZM138 165V164H137ZM174 165H175V163H174ZM177 165V164H176ZM180 165H178V166H180ZM228 165V164H227ZM246 165H255V163H250V164H246ZM19 166H21V165H18L17 164V167H19ZM187 166V165H186ZM243 166V165H242ZM241 166V167H242ZM184 167V166H183ZM236 167V166H235ZM234 167V168H235ZM22 168V167H21ZM139 168H141V167H139ZM138 168V169H139ZM176 168V167H175ZM181 168V167H180ZM240 168V167H239ZM238 168V169H239ZM184 169V168H183ZM229 169V168H228ZM237 169V170H238ZM140 170V169H139ZM227 170V169H226ZM235 170V169H234ZM236 170V171H237ZM172 171V170H171ZM181 171V170H180ZM236 171H234V173H230L231 174V176H230V178H234V174H235V172ZM173 172V171H172ZM184 172V171H183ZM129 173V172H128ZM135 173V172H134ZM178 173V172H177ZM229 173V170H228V172L226 173V174H228ZM125 174H127V173H125ZM180 174V173H179ZM229 174V175H230ZM176 175H178V174H176ZM128 177V176H127ZM182 179H184V178H182ZM185 180V179H184ZM137 181V180H136ZM214 181V180H213ZM222 181V180H221ZM125 182H127L126 180H125ZM142 182V181H141ZM187 182V181H186ZM135 183H138V182H135ZM207 183V182H206ZM213 183V182H212ZM212 183L210 184V185H212ZM134 184V183H133ZM132 184V185H133ZM143 185H142V188H139V189H137V191L134 193V200L137 202V203H141L142 201H144V202H155V201H163V200H167V199H170L171 198V196H172V193L171 194H168V192L167 193H165V194H162V195H157L156 194V192H154V190H153V183H152V181H150V180H148V179H146V178H144V180H143V183H142ZM194 184V183H193ZM202 184V183H201ZM214 184V183H213ZM108 185V184H107ZM111 185V184H110ZM191 185V184H190ZM189 185V186H190ZM41 186H42V184H41ZM105 187H106V185H104ZM194 186V185H193ZM207 186H209V185H207ZM213 186V185H212ZM27 187H29V186H27ZM132 188H134L133 186H131ZM20 188H22V186H20V185H15L14 186V189H20ZM42 188H44V187H42ZM130 188V187H129ZM210 188H211V186H210ZM14 189H12V190H14ZM25 189H27V188H25ZM208 189H209V187H208ZM207 189V190H208ZM16 190V191H17ZM43 190H45V188L44 189H42V191ZM115 190H116V188H115ZM114 190V191H115ZM141 190H142V192H141ZM222 191H223V189H221ZM16 191H14V193L16 192ZM168 191V190H167ZM196 191H197V189H196ZM195 191V192H196ZM202 192H204L205 193V191H203V190H201ZM222 191H220V190H218V189H216V188H211L210 190H209V192H210V194L214 197V199L213 200H221L223 197H222V195H223V193H222ZM12 192V191H11ZM20 192V191H19ZM18 192V193H19ZM47 192V191H46ZM199 192V191H198ZM207 193H209L208 191H206ZM224 192V191H223ZM49 193V192H48ZM148 193V194H147ZM226 193H227V190H226ZM226 193H225V195H226ZM144 196H143V195ZM17 195V194H16ZM22 195V194H21ZM49 195V194H48ZM201 195H203V194H201ZM225 195H223V196H225ZM259 195H260V193L256 190V191H254L252 194L250 193L249 194V197H248V201L246 202V203H244V204H242V205H239V206H237V207H235V208H233V210L228 214V215H231L232 213H234L233 211L235 210V209H237V208H241V207H244L245 205H254V202H256V200L259 198ZM196 196V195H195ZM91 197V196H90ZM222 197V198H221ZM15 198V197H14ZM13 198V199H14ZM22 198V197H21ZM196 198V197H195ZM199 198V197H198ZM208 200V199H207ZM108 201V200H107ZM129 201V200H128ZM212 202V200L208 203V204H206L207 205V207L209 206V204ZM112 203V202H111ZM110 203V204H111ZM106 204H108V203H106ZM145 204V203H144ZM106 206V205H105ZM108 206H110V205H108ZM124 206V205H123ZM247 206H245V207H247ZM252 206H251V208H252ZM256 206H258V205H256ZM255 205L253 206V207H256ZM88 207V206H87ZM127 207V206H126ZM206 206H205V202H204V199H201V198H199V199H196L195 201H194V205H193V208H194V213L193 214H191L190 215V218H188V221H187V225H186V227H185V229L183 230L184 232H185V234H188L189 235V239H187V240H189V242L191 243V245H195V243L193 242V239H191V236L192 235H194V233H195V230L202 224V222H203V220H201L200 221V219H201V216H202V214H203V217H204V214L206 213V208H205ZM258 207H260V206H258ZM5 208V207H4ZM3 208V209H4ZM41 208V207H40ZM108 208V207H107ZM128 208H130V207H128ZM132 208H134V207H132ZM131 208V209H132ZM205 208V209H204ZM263 208V207H262ZM261 208V209H262ZM43 209V208H42ZM79 209V208H78ZM77 209V210H78ZM87 209H89V208H87ZM246 209H248V208H246ZM253 209V208H252ZM264 209V208H263ZM1 210V209H0ZM7 210V209H6ZM5 210V211H6ZM40 210V209H39ZM84 210H86V209H84ZM100 210H101V208H100ZM103 210V209H102ZM130 210V209H129ZM133 210H135V209H133ZM205 210V212L204 213H202L203 211ZM9 211H11V209L9 210ZM76 211V210H75ZM88 211V210H87ZM122 211H124V210H122ZM121 210H118V209H116V208H113V207H111V208H109V209H107V215H105V217L103 218H101L99 221V224H98V227H99V225H101V224H103V225H105V226H108V217L110 216V215H112V214H116V215H130L129 213H128V211H125V213L123 212V213H121L122 212ZM132 211V210H131ZM41 212V211H40ZM70 212V211H69ZM73 212V211H72ZM83 213V212H82ZM39 215H40V213H38ZM1 215V214H0ZM189 215V214H188ZM228 215H223V216H220L218 219H217V229H216V231H215V233H214V235H216L217 233H219V222L221 221L220 219H223V217H227ZM2 216H3V214H2ZM99 216V215H98ZM233 216H234V214H233ZM22 217H24V216H22ZM15 218V217H14ZM31 218H33V217H31ZM31 218H27V220L29 219V220H31ZM42 218V217H41ZM142 218V217H141ZM17 219V218H16ZM8 220V219H7ZM18 220V219H17ZM29 220H28V222H29ZM34 220V219H33ZM4 221V220H3ZM2 221V222H3ZM6 221V220H5ZM36 221V220H35ZM143 221H144V223H146L145 222V220L143 219ZM13 222V221H12ZM55 222V221H54ZM201 222V223H200ZM18 223V222H17ZM16 223V224H17ZM24 224H26V223H24ZM6 225V224H5ZM29 225V224H28ZM27 225V226H28ZM14 226V225H13ZM26 226V225H25ZM51 226H53V225H51ZM3 227H4V224H3ZM17 227H19V226H17ZM29 227V226H28ZM54 227V226H53ZM97 227V229L99 230V228ZM16 228V227H15ZM25 228V227H24ZM28 229V228H27ZM86 229L87 230H89L90 228H89V224L87 223V225H86ZM4 230H5V228H4ZM147 230H148V235H149V229H148V227H147ZM99 232L101 233V235L103 236V237H106L109 241H114V239H116L115 238V233L113 232V231H111L110 232V234L109 235H106L105 233H103L101 230H99ZM5 233V232H4ZM3 232H2V234L4 235V238H5V244H4V247H3V249H1V251H3L4 250V252H3V259H5V255H6V251H7V249L5 250V247H6V237H5V234H4ZM193 233V234H192ZM70 235V234H69ZM213 235V236H214ZM29 236V235H28ZM213 236H211L210 238H207V239H204V240H201V241H198L199 243H202V244H205L206 242H209L210 241V239L213 237ZM150 237V236H149ZM215 237V236H214ZM193 238H194V236H193ZM221 239V238H220ZM105 240V239H104ZM195 240V239H194ZM195 241H197V240H195ZM213 241V240H212ZM219 241H221V240H219ZM219 241H217V242H219ZM215 242H216V240H215ZM216 242V243H217ZM109 243V242H108ZM119 243L121 244V245H123V248L121 249V250H115V251H113L112 252V261L114 262V263H117V264H145L144 262H143V260H142V257L138 254V253H136V252H133V251H131V250H129L128 248H126L125 246H124V244L121 242V241H119ZM110 244H111V242H110ZM201 244V245H202ZM111 245H113V244H111ZM17 247V246H16ZM20 247V246H19ZM33 247V246H32ZM32 247H30V248H32ZM193 247H196V246H191V248H193ZM197 247H199V245L197 246ZM13 249H15V248H13ZM22 249V248H21ZM20 249V250H21ZM24 249V248H23ZM157 249V248H156ZM17 250H18V247H17ZM0 251V252H1ZM25 251H27L26 249H25ZM13 252V251H12ZM19 252V251H18ZM23 253H24V251H22ZM21 252V253H22ZM158 252V251H157ZM37 253V252H36ZM16 254V253H15ZM34 254V253H33ZM0 255H1V253H0ZM14 255V254H13ZM32 255V254H31ZM16 256V255H15ZM28 256V255H27ZM158 256H159V252H158ZM13 257V256H12ZM12 257H9V258H11L12 259ZM69 257V256H68ZM35 258V257H34ZM6 260H8V259H6ZM6 260H3V262L4 261H6ZM71 260V259H70ZM11 261H13V260H11ZM20 261V260H19ZM18 261V262H19ZM163 262V260L161 261V259L160 258H158L157 260H154L153 261V263L152 264H157L158 262ZM2 262V261H1ZM11 263H13V262H11ZM36 263V262H35ZM4 264H5V262H4ZM21 264V263H20ZM30 264V263H29ZM38 264V263H37Z\"/></svg>","mask_w":264,"mask_h":264},{"label":"built area","instance_id":"obj_3","mask_svg":"<svg viewBox=\"0 0 264 264\" xmlns=\"http://www.w3.org/2000/svg\"><path fill=\"white\" fill-rule=\"evenodd\" d=\"M91 38L84 37L78 39L73 48L78 52H88L92 48ZM14 112L17 116L25 118L30 116L34 111V105L26 102L20 96H15ZM12 170L8 173L9 183L20 185L22 188L30 186L31 182L27 178L26 166L18 170L17 159L12 156L10 166ZM229 188L226 195L221 200L212 201L206 209L202 224L195 230L194 239L201 241L214 235L217 229V219L220 216L228 215L233 208L242 205L248 201L249 194L254 191L260 193L256 200V205L264 208V165H243L230 178ZM147 223L137 215H116L108 217V226L99 225L106 235L111 231L115 233V238L121 241L126 248L138 253L145 264H152L159 258L155 245L148 237ZM5 244V238L0 231V251Z\"/></svg>","mask_w":264,"mask_h":264}]
</instances>
